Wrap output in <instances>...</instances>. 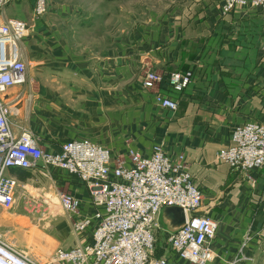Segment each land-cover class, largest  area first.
<instances>
[{
  "label": "crops",
  "instance_id": "obj_1",
  "mask_svg": "<svg viewBox=\"0 0 264 264\" xmlns=\"http://www.w3.org/2000/svg\"><path fill=\"white\" fill-rule=\"evenodd\" d=\"M59 9L50 8L45 16L50 14L60 26L69 24L74 18L69 14L77 12L69 4ZM6 17L0 23L18 18ZM136 27L135 35L114 34L106 47L98 49L70 44L64 27L56 35L50 25L44 30V50L35 53L34 62L52 82L35 88L16 86L10 98L21 93L17 109L23 113L37 98H44L51 108H67L70 119L80 125L68 135L54 136L62 140L57 149L67 140L92 138L114 155L130 148L150 154L158 144L172 161L183 155L194 182L203 189V211L218 220L211 243L214 258L207 264H264V168L246 173L217 157L221 148L231 144L237 126L264 123V9L223 13L220 0H185L147 14ZM148 70L164 76L192 70V81L178 91L164 77L149 89L143 87ZM58 79L60 83L53 82ZM157 92L177 99L178 109L160 105ZM37 171L40 168L11 167L8 174L19 179L20 174L32 176ZM71 177L69 191L82 200L81 210H96L86 185ZM20 187L25 185L15 189L13 207L0 208L2 233L3 224L20 214L16 207ZM28 235L30 242L32 234ZM64 238L62 248L88 240L86 233ZM16 249L22 250L17 244Z\"/></svg>",
  "mask_w": 264,
  "mask_h": 264
},
{
  "label": "built area",
  "instance_id": "obj_2",
  "mask_svg": "<svg viewBox=\"0 0 264 264\" xmlns=\"http://www.w3.org/2000/svg\"><path fill=\"white\" fill-rule=\"evenodd\" d=\"M12 1L15 0H0V6ZM30 1L35 17L49 11L47 0ZM220 7L223 13L236 9L261 11L264 0H220ZM28 29V24L18 18L0 23V208L10 209L15 203L19 185L8 174L11 167L54 166L77 176L96 206L93 212L85 213L80 198L68 192L60 194L63 208L72 213L73 229L86 233L88 240L57 249L55 258L59 264H180L153 254L156 230L168 206H179L186 214L185 223L173 228L169 237L172 253L189 264L211 261L218 220L202 211L203 191L194 182L183 155L177 162L172 161L159 144L150 154L130 148L125 154L114 155L108 147L88 138L67 140L58 149L48 150L29 129L15 127L12 115L21 112L17 109L21 93L10 98V90L27 81L21 42ZM192 75V70L172 71L166 76L148 70L143 87L154 88L165 77L173 89L183 91ZM155 95L163 107L178 109L177 99L162 92ZM217 157L246 173L263 169L264 123L237 126L231 144L221 148ZM0 264L38 263L9 245L0 232Z\"/></svg>",
  "mask_w": 264,
  "mask_h": 264
},
{
  "label": "rangeland",
  "instance_id": "obj_3",
  "mask_svg": "<svg viewBox=\"0 0 264 264\" xmlns=\"http://www.w3.org/2000/svg\"><path fill=\"white\" fill-rule=\"evenodd\" d=\"M47 1L49 10L51 8L53 11L59 12L62 5L69 4L77 12L69 14L74 16L69 24L64 22V26H60L56 18L50 17V14L35 17L30 0H15L0 6V22L5 20L7 15L21 18L28 24V33L21 42V51L25 54L27 61L28 80L25 86L28 85V87L35 88V86L45 85L46 82H52L47 80L42 69L37 70L38 66L34 62L35 53H38L40 49L41 51L44 50V30L48 29L50 25L55 27L56 35H61V29L64 27L65 34L72 40L70 44L78 43L81 46L101 49L108 45L109 39L114 34L118 38H124L131 32L135 35L137 33L136 26L146 20L147 14L164 11L168 7L185 0ZM50 21H53V24H50ZM36 50L37 52H35ZM30 54L32 55L31 58H29ZM53 82L60 83V80H53ZM71 113L73 114V112ZM71 116L66 107L54 109L46 105L44 98H37L24 113L21 111L16 114L14 124L16 123V127L21 126L29 129L34 135L53 137L54 140L46 139L40 143L45 149H57L58 143L62 140L55 137L68 135L71 129L73 130L80 125L70 119ZM62 127H64L63 131L60 130ZM89 139L93 140L92 138ZM38 168H40V172L37 171L38 173L35 175L20 174L19 179L16 178L18 185L21 183L25 185V187H20L16 201V207H19L21 211L16 219L4 223L1 230L9 245L16 248L17 244V247L24 250H21L22 252L30 259H34L33 261L36 259L41 263L59 264L60 262L56 260L55 255L57 249L65 244L64 237L67 235L77 237L78 235L73 229L72 213L66 211L60 201L61 193H72L69 191L70 186L67 183L72 177L64 169L54 166L46 165ZM172 231L171 225L164 217H161L160 227L156 230L153 254L156 257L175 259L180 264H189L172 253L169 247V237ZM30 233L32 234L31 241L27 242ZM78 240L77 238L75 242L78 243Z\"/></svg>",
  "mask_w": 264,
  "mask_h": 264
},
{
  "label": "water",
  "instance_id": "obj_4",
  "mask_svg": "<svg viewBox=\"0 0 264 264\" xmlns=\"http://www.w3.org/2000/svg\"><path fill=\"white\" fill-rule=\"evenodd\" d=\"M163 217L168 221L172 228L181 227L186 221V214L179 206H168L163 211Z\"/></svg>",
  "mask_w": 264,
  "mask_h": 264
},
{
  "label": "bare ground",
  "instance_id": "obj_5",
  "mask_svg": "<svg viewBox=\"0 0 264 264\" xmlns=\"http://www.w3.org/2000/svg\"><path fill=\"white\" fill-rule=\"evenodd\" d=\"M53 198V197H52Z\"/></svg>",
  "mask_w": 264,
  "mask_h": 264
}]
</instances>
